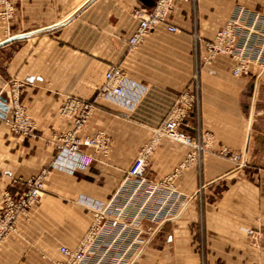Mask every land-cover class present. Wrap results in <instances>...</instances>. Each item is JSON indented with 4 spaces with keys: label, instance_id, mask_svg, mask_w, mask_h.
<instances>
[{
    "label": "crops",
    "instance_id": "0c3cea01",
    "mask_svg": "<svg viewBox=\"0 0 264 264\" xmlns=\"http://www.w3.org/2000/svg\"><path fill=\"white\" fill-rule=\"evenodd\" d=\"M10 3L12 18L0 14V44L57 28L0 47V96L9 105L0 118V207L6 193L21 198L30 179L50 170L39 204L0 242V264H52L61 260V247L75 249L94 213L80 201L109 200L188 91L197 100L181 130L206 148L182 167L192 148L157 141L146 176L159 181L177 173L179 213L156 228L131 264H264V79L255 66L234 76V59H209L206 48L237 6L264 17V0H176L166 24L135 48L134 12L151 10L155 0ZM111 67L124 72L127 99L98 96ZM13 87L34 136L14 134L8 125ZM68 99L93 105L78 138L107 141L104 149L80 146L91 161L72 173L53 168L55 136L75 126L60 112Z\"/></svg>",
    "mask_w": 264,
    "mask_h": 264
},
{
    "label": "built area",
    "instance_id": "2783aa9c",
    "mask_svg": "<svg viewBox=\"0 0 264 264\" xmlns=\"http://www.w3.org/2000/svg\"><path fill=\"white\" fill-rule=\"evenodd\" d=\"M176 0H155L151 10H136L134 17L139 26L129 40L131 48L145 41L151 30L166 24L175 9ZM1 16L10 19L13 15L10 0H0ZM169 32L177 29L171 25ZM209 59L226 55L234 59L232 74L236 77L248 75L252 66L259 69L258 79H264V17L250 14L244 7L237 6L226 25L217 31L212 42L206 44ZM126 76L119 67H111L105 74V82L99 97L110 96L127 99ZM12 120L9 127L14 134L34 136V126L18 101V88L13 87ZM192 92H185L170 111L164 124L156 131L154 141L141 149L118 188L105 202L80 201L93 210V222L75 249L60 248L61 260L52 264H131L147 245L158 226L164 221L177 217L180 196L174 186L177 173L159 181L146 176L151 152L160 138L182 143L191 147L186 164L193 163L206 148L181 130L189 111L196 103ZM93 105L76 99H68L60 108L62 115L74 119V130L55 136L57 154L53 168L74 172L85 169L90 163L80 146L104 149L107 141L97 135L81 141L78 133L86 125ZM224 155H227L224 152ZM235 162L245 164L240 155H232ZM50 170H44L38 177L28 181L24 195L15 199L4 195L0 207V242L16 231L21 216H28L31 209L39 204L44 193V181ZM148 224V225H146ZM253 232L250 231V234Z\"/></svg>",
    "mask_w": 264,
    "mask_h": 264
},
{
    "label": "water",
    "instance_id": "95a60500",
    "mask_svg": "<svg viewBox=\"0 0 264 264\" xmlns=\"http://www.w3.org/2000/svg\"><path fill=\"white\" fill-rule=\"evenodd\" d=\"M56 28L57 27H53V28H49V29H44V30L38 31L36 33L19 35V36L13 37V38L7 40L6 42L0 44V47L3 46V45H6V44H8V43H10L12 41L29 38V37H31L32 35H35V34H42V33H47V32L53 31ZM8 112H9L8 100L5 97L0 96V118L1 119H5Z\"/></svg>",
    "mask_w": 264,
    "mask_h": 264
}]
</instances>
